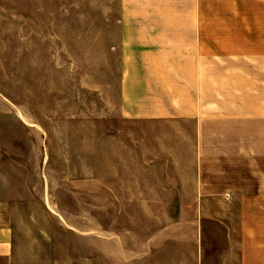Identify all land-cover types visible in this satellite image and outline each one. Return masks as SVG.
Segmentation results:
<instances>
[{"label":"crops","instance_id":"1","mask_svg":"<svg viewBox=\"0 0 264 264\" xmlns=\"http://www.w3.org/2000/svg\"><path fill=\"white\" fill-rule=\"evenodd\" d=\"M116 1L93 39L116 63L105 104L120 184L94 203L125 206L131 225L75 233L92 255L79 264H264V0ZM2 206L0 264H50L27 256L37 233Z\"/></svg>","mask_w":264,"mask_h":264},{"label":"rangeland","instance_id":"2","mask_svg":"<svg viewBox=\"0 0 264 264\" xmlns=\"http://www.w3.org/2000/svg\"><path fill=\"white\" fill-rule=\"evenodd\" d=\"M96 5L0 0V204L19 233H37L23 237L37 251L27 256L50 264L92 257L75 233H127L130 224L125 206L94 203L120 184L108 138L119 128L105 104L116 63L107 39H93L94 23L115 22L118 4L103 3L101 14ZM140 220H132L139 233Z\"/></svg>","mask_w":264,"mask_h":264}]
</instances>
